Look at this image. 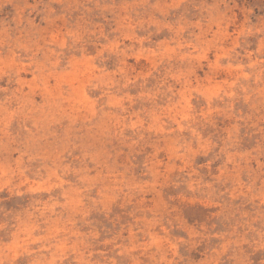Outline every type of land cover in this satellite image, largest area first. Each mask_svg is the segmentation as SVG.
Returning a JSON list of instances; mask_svg holds the SVG:
<instances>
[{
    "label": "rangeland",
    "instance_id": "rangeland-1",
    "mask_svg": "<svg viewBox=\"0 0 264 264\" xmlns=\"http://www.w3.org/2000/svg\"><path fill=\"white\" fill-rule=\"evenodd\" d=\"M0 264H264V0H0Z\"/></svg>",
    "mask_w": 264,
    "mask_h": 264
}]
</instances>
